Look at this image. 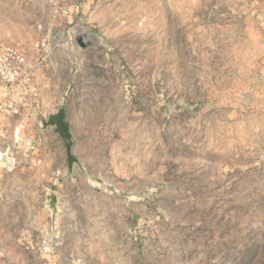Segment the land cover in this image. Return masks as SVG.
Returning <instances> with one entry per match:
<instances>
[{
  "label": "rangeland",
  "instance_id": "rangeland-1",
  "mask_svg": "<svg viewBox=\"0 0 264 264\" xmlns=\"http://www.w3.org/2000/svg\"><path fill=\"white\" fill-rule=\"evenodd\" d=\"M257 1L0 0V48L47 75L79 161L31 81L0 83V264H264Z\"/></svg>",
  "mask_w": 264,
  "mask_h": 264
},
{
  "label": "crops",
  "instance_id": "crops-1",
  "mask_svg": "<svg viewBox=\"0 0 264 264\" xmlns=\"http://www.w3.org/2000/svg\"><path fill=\"white\" fill-rule=\"evenodd\" d=\"M214 4H215V7H218L220 9L224 10L225 12H227L228 14H231L232 16H235V17H247L249 14H251V9L253 7L259 6L257 0H215ZM34 68H32V70H31L32 73L30 74L31 75V86L35 87V89H36L35 94L32 95V97L34 98V100L32 102L35 104V108H39L38 109L39 111L40 110L45 111V114H44V112H42V113L39 112V114H41V116H42V119L39 121L40 126L38 127V131L43 133L44 131H46L48 129V127L43 128L42 122L47 121V119L50 116H52L56 113L55 112H47V109H46L48 107V103H49L50 98H51V96L48 95V93H46L44 91V90H46L44 88H47V86H48L46 83H44V82H46L45 79L47 78V75L41 74L38 76V74H37L38 71H34ZM33 72H34V74H33ZM35 75H37V76L35 77ZM0 99H1V97H0ZM12 115L13 114H11V113L5 114V113L0 111V135L2 134V131L4 129L8 128L9 126L11 127L12 120L10 118ZM34 118H36V117L34 116L33 120H34ZM50 128H52V132L54 134H56L54 131V128L53 127H50ZM64 151H65L64 156H65V159L67 162L66 149ZM71 153H72V151H71ZM72 156H73V154H72ZM74 159H75V163H73V165H77L79 163V161L76 158H74ZM71 170H72V166L69 167V164L67 162V171L70 173ZM0 194H1V192H0Z\"/></svg>",
  "mask_w": 264,
  "mask_h": 264
},
{
  "label": "built area",
  "instance_id": "built-area-1",
  "mask_svg": "<svg viewBox=\"0 0 264 264\" xmlns=\"http://www.w3.org/2000/svg\"><path fill=\"white\" fill-rule=\"evenodd\" d=\"M31 81L26 69V62L13 48H0V83L9 86L28 85ZM7 114H16V111H7Z\"/></svg>",
  "mask_w": 264,
  "mask_h": 264
},
{
  "label": "water",
  "instance_id": "water-1",
  "mask_svg": "<svg viewBox=\"0 0 264 264\" xmlns=\"http://www.w3.org/2000/svg\"><path fill=\"white\" fill-rule=\"evenodd\" d=\"M78 46L81 49H85L88 46V42H84L83 39L77 38L76 40ZM43 128L53 127L55 133L58 135L60 140L63 142V145L66 149V157L69 167L75 163V159L72 156L71 149H72V136L69 129V124L66 121V114L64 109H59L58 112L52 116H50L47 121L42 122ZM56 203L55 195L52 193H47V204Z\"/></svg>",
  "mask_w": 264,
  "mask_h": 264
},
{
  "label": "bare ground",
  "instance_id": "bare-ground-1",
  "mask_svg": "<svg viewBox=\"0 0 264 264\" xmlns=\"http://www.w3.org/2000/svg\"><path fill=\"white\" fill-rule=\"evenodd\" d=\"M86 40H88V39H86Z\"/></svg>",
  "mask_w": 264,
  "mask_h": 264
}]
</instances>
